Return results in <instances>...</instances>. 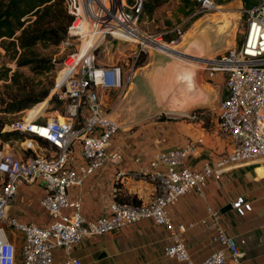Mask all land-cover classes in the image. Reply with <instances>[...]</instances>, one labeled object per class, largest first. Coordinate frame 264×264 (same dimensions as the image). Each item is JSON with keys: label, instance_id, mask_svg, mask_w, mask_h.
<instances>
[{"label": "built area", "instance_id": "2783aa9c", "mask_svg": "<svg viewBox=\"0 0 264 264\" xmlns=\"http://www.w3.org/2000/svg\"><path fill=\"white\" fill-rule=\"evenodd\" d=\"M147 1L83 0L82 5L77 6L76 0H68L75 20L69 27V38L64 42L73 38L85 39L84 32L90 30L102 31V36L87 48L83 59H78L64 80L57 83V88L61 89L59 98L64 102V114L36 124L45 127L47 135L34 130L32 120L6 124L3 129L34 134L46 139L50 146L27 138L29 142L25 149L30 154L24 157L5 148L0 150V264H82L72 253L83 239L108 234L143 219H151L167 228L169 241L164 248L167 258L193 264L182 236L189 229L203 225L212 228V240L222 248L201 264H242L246 253L241 244H245L246 239L238 240L228 232L220 210L208 205L204 217L184 223L173 220L171 208L192 191L205 197L206 185L219 178L227 167L258 160L264 164V0H257V5L242 10L245 34L241 43L220 55L198 59L202 62V78L209 80L222 76L224 79L226 94L217 107L218 130L229 138L231 149L197 169L188 162L199 153L203 137L190 138L182 146L158 151L145 162L136 157L140 165L132 175L152 183L155 193L141 203L122 201L119 186L125 171L120 170L112 189L108 215L85 216L81 200L69 195L70 188L82 186L106 164H116L123 158L120 151H108L121 125L112 115L113 108L103 106L99 89L127 88L125 71L120 64L98 66L94 47L105 42L108 36L134 40L140 44L139 53H148L145 40L140 39L143 36L160 39L161 45L176 42L161 41L164 33L149 35L140 28L139 19ZM196 1L199 13L218 9L215 0ZM169 32L178 37L185 34L180 26L165 33ZM149 48L156 47L151 45ZM134 72L128 77V84ZM202 116L203 111L199 110L183 115L192 122L200 121ZM77 147L80 161L76 156ZM37 182H41L46 190L39 199L40 206L50 215V221L45 224L21 220L9 212L18 187ZM244 205V196L237 197L233 203L235 208ZM13 232L20 233L21 237ZM57 247L65 249L66 260L55 261L53 251Z\"/></svg>", "mask_w": 264, "mask_h": 264}, {"label": "crops", "instance_id": "0c3cea01", "mask_svg": "<svg viewBox=\"0 0 264 264\" xmlns=\"http://www.w3.org/2000/svg\"><path fill=\"white\" fill-rule=\"evenodd\" d=\"M162 2L157 11L150 14L149 19L153 20L161 13ZM202 20L203 17L195 24ZM149 65L151 62L147 69H150ZM209 80L212 81L204 80V84L217 89L220 100L226 94L224 79L222 76H217ZM129 85L131 88L132 85ZM129 87L123 89L116 111L113 107L114 99L105 106L113 108L112 115L115 113L121 117V122L118 120L121 125L120 130L114 136L108 151H120L122 160L116 164H106L82 186L72 187L69 190L71 198L81 200L83 214L89 218L110 214L112 189L120 170L125 171L119 186L120 199L131 203L148 201L155 193V186L132 175V171L140 165L136 162V157H139L140 162H145L158 151L182 146L188 141V139L185 141L182 134L190 135L193 139L198 137L204 139L199 153L192 156L188 162L189 166L195 169L200 168L206 161L214 162L220 153L231 149L229 138L220 134L218 130V106L215 116L210 121L204 120L203 116L207 114L203 111L202 119L194 121L191 128L183 125H175L172 128V121L159 120V114H169L164 109L157 110L151 115H142ZM101 100L104 106V100ZM130 101L135 103V111L140 115V120L134 119L135 114L130 111V106L128 107ZM14 152L19 157L30 154L29 151L20 149ZM76 156L80 161L78 147ZM204 192L205 197L199 196L194 191L182 197L171 208L173 220L188 223L190 220L200 219L205 216L207 206L211 205L220 210L222 221L231 235L238 240L246 239V243L241 244V248L246 253L242 264H264L263 161L246 162L225 168L219 178L209 181ZM45 193L46 190L41 182L20 185L11 203L10 214L21 220L48 223L50 215L39 204V199ZM239 196H244L246 205L235 208L233 203ZM212 232V228L202 225L189 229L183 234L193 264H201L210 254L222 248V245L213 242ZM168 241L169 232L166 227L156 224L151 219H143L111 233L83 239L74 247L72 256L82 264H188L164 255ZM53 253L56 262L67 259L66 251L62 247L55 248Z\"/></svg>", "mask_w": 264, "mask_h": 264}, {"label": "rangeland", "instance_id": "374dc122", "mask_svg": "<svg viewBox=\"0 0 264 264\" xmlns=\"http://www.w3.org/2000/svg\"><path fill=\"white\" fill-rule=\"evenodd\" d=\"M83 0H76L77 6L82 5ZM151 1V0H148ZM218 4V9L212 11V12H204L199 13L197 12L199 4L196 0H163V9L161 13L153 20L149 19L151 13H143L139 19V26L143 31L149 35L151 34H159L164 33L162 40L164 42L171 43L172 40H176L175 43L169 45L164 44L161 45L163 49L166 48H176L178 46L179 48L186 46L189 42L192 41L191 37H189L193 30L198 28L203 22L208 20H213L215 27L219 26V36L221 37L219 41L218 50H216L213 54L210 56H216L224 53L229 47H232L236 44L241 43L244 34H245V16L242 12L243 9L247 8L250 4L253 3L254 0H215ZM157 2V1H156ZM201 17L204 18V20L199 21L197 24H195L196 21L200 20ZM207 18V19H205ZM213 18V19H209ZM180 26L182 29H184L185 34L182 37L176 36L174 33H165L166 31H169L173 28H176ZM201 29V28H200ZM90 39H81V38H73L69 42L61 43L60 45H46L43 43H39L35 49L34 52L37 53L40 57L45 58H53L56 60L55 68L53 71L43 74V75H35V73L31 70L29 66H23L18 67L16 59L13 58L11 53H8L3 46L0 44V74L2 72V69L4 67H9L12 70L10 71V75L16 70L23 73L25 78L28 80V83L36 85L37 89L44 88L46 86H50L51 82H54V87L51 89L50 95L43 101L42 103H39L37 105H34L31 108H28L26 110H23L18 113H4L0 109V120L5 122L6 124H13L17 121H31L34 124L38 123H45L48 121V119L56 117L57 115H63L64 114V104L60 101H52L50 102V99H52L53 95L56 94L57 96L60 94L61 89L57 88V83L61 82V78H59V75L61 76L64 71L60 73V69L64 66L65 62L69 60L70 56L74 53H77L86 46L88 43V40L92 41V44H94L95 40H97L102 33V31L99 30H90ZM212 39H215V36L212 35ZM106 42H111L108 49L112 50L117 44L119 48L123 51V56H121L122 65L129 64L128 58L125 55L126 52H128L129 43H134L138 46L140 44L136 43L134 40L131 39H117L112 38L111 36H108L105 39ZM99 44V43H98ZM96 45L94 48L95 50L98 49L101 44ZM146 49L148 50V63L145 67L137 68L135 72L143 71V69H147L148 64L153 61V56L155 54L153 48H149L151 44L145 43ZM225 45V46H224ZM86 48V47H85ZM128 49V50H127ZM127 50V51H126ZM165 56L166 53H161ZM174 55H169V57ZM173 58V57H172ZM119 60V62H121ZM117 63V62H114ZM113 65H116L114 64ZM121 64V63H120ZM151 65H149L150 67ZM125 71H127L128 67L122 66ZM134 72V73H135ZM24 81V78L21 79ZM204 80H208L207 78L200 79L201 82H205ZM58 81V82H57ZM210 81V80H208ZM25 83V82H24ZM11 80H0V98H3V96L8 97L9 93L12 91H16V87L9 86L11 85ZM125 84L130 86L128 84L127 78L125 81ZM124 87H121L118 89L117 93L115 94L114 90H107L108 92L102 91L101 94H99L100 98L104 100V106H108L112 100L114 111L117 110V105L120 101L122 92ZM129 89H131L129 87ZM60 97V95H59ZM132 97L134 95L132 94ZM1 100V99H0ZM219 100L217 99L214 101L210 106H207L206 108H196L195 110L199 111H206V116L204 115V120H209L215 116L216 106H218ZM135 103L133 104L132 101L128 103V107L130 106V111L135 114L134 119L140 120V115L137 114L136 107H134ZM2 107L0 103V108ZM162 110V109H160ZM118 113V112H117ZM115 118L120 120L121 117L118 114L113 115ZM170 116V117H168ZM158 120L157 117H154ZM159 120H169L172 121V128L175 125H183L187 128H191L195 122L189 121L187 118L183 117L181 113H169V115L163 113ZM172 130V129H171ZM185 141L190 139V135L182 134ZM23 141L14 139L10 142H0V150L5 148L6 150L16 151L20 149L21 151H25V146L27 144L26 139ZM15 235H17L19 238L21 237V234L18 232H13ZM9 235L11 236V232H9Z\"/></svg>", "mask_w": 264, "mask_h": 264}, {"label": "trees", "instance_id": "16d2710c", "mask_svg": "<svg viewBox=\"0 0 264 264\" xmlns=\"http://www.w3.org/2000/svg\"><path fill=\"white\" fill-rule=\"evenodd\" d=\"M162 1H147L144 12L157 11ZM74 20L75 15L69 9L68 0H0V44L16 59L18 67L29 66L35 75H43L54 70L56 60L40 57L34 52L35 47L39 43L60 45L68 40L69 27ZM110 43L101 45L96 50L98 66H112L114 62L122 65L123 61L120 59L123 51L118 44L112 50L108 49ZM129 47L125 53L129 64L122 65L128 67L127 71L124 70L125 79H128L137 68L148 63L147 52L139 53L138 46L134 43H129ZM11 70L4 67L0 74V80H11L12 84L7 87H16V91L10 92L8 97L0 98L2 112L11 114L21 112L42 103L50 95L51 88L54 87L53 81L50 86L37 89L36 85L28 83L23 73L16 70L10 75ZM102 91L106 90L100 89L99 94ZM57 100L64 103L56 94L50 102ZM4 127L5 122L0 120V139L4 142L35 138L41 145L50 146L44 138L20 130L4 131Z\"/></svg>", "mask_w": 264, "mask_h": 264}, {"label": "water", "instance_id": "95a60500", "mask_svg": "<svg viewBox=\"0 0 264 264\" xmlns=\"http://www.w3.org/2000/svg\"><path fill=\"white\" fill-rule=\"evenodd\" d=\"M213 23V20L203 22L192 31L191 42L181 48L176 46L184 57L168 58L173 54L164 56L161 50L153 48L150 69L131 75L129 84L142 115H151L160 109L189 115L194 109L210 106L218 99L217 89L200 81L202 62L198 60L218 50L221 37L217 29L221 24L215 27Z\"/></svg>", "mask_w": 264, "mask_h": 264}, {"label": "bare ground", "instance_id": "6f19581e", "mask_svg": "<svg viewBox=\"0 0 264 264\" xmlns=\"http://www.w3.org/2000/svg\"><path fill=\"white\" fill-rule=\"evenodd\" d=\"M257 4H258V1L257 0H254L253 3L250 4L247 8H249L251 6H254V5H257ZM101 34H100V36H102ZM84 36H86L87 39H90L91 38L90 37V32H88V31H85L84 32ZM140 39L141 40H145L146 43H149L151 45H154L157 49L161 50L162 52H165V53H168V54H173V55H176L178 57H184L183 53L177 51V49H175V48H166V49H163L161 47V44L158 42V41H160V39H158V40H151V39H148V38H146L144 36L141 37ZM97 40H95V42ZM156 41H157V43H156ZM106 43H110V42H106ZM106 43L103 42L101 45H104ZM164 44H166V43H164ZM91 45H92V41L91 40H88V43L86 44V46H84L83 48H81L80 52L77 55H75L74 57L69 58V60L65 62L64 66L60 69V73L62 71H64V73L61 76L59 75V78H61V81L64 80V78L66 77V75L71 71V69H73V67L75 66V64H77L78 59L79 60L83 59V57H84V55L86 53L87 48H89ZM100 89H104L106 91L107 90L118 91V88H100ZM101 102H102V100H101ZM31 126L33 127L34 130L40 131V132H42L45 135L48 134V130L45 127L37 126L36 124H31Z\"/></svg>", "mask_w": 264, "mask_h": 264}]
</instances>
